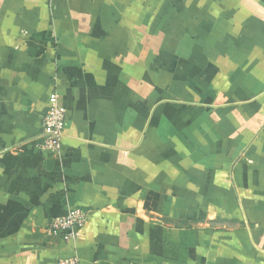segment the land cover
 <instances>
[{
    "label": "crops",
    "instance_id": "crops-1",
    "mask_svg": "<svg viewBox=\"0 0 264 264\" xmlns=\"http://www.w3.org/2000/svg\"><path fill=\"white\" fill-rule=\"evenodd\" d=\"M64 257L264 264V0H0V264Z\"/></svg>",
    "mask_w": 264,
    "mask_h": 264
},
{
    "label": "built area",
    "instance_id": "built-area-1",
    "mask_svg": "<svg viewBox=\"0 0 264 264\" xmlns=\"http://www.w3.org/2000/svg\"><path fill=\"white\" fill-rule=\"evenodd\" d=\"M65 126V110L58 103L56 97H51L42 120L39 149L46 154H57L60 149V141L63 137ZM88 217V213L81 209H69L66 214L51 219L45 228V234L49 237L61 236L63 240L75 239V229L82 226ZM56 264H78L75 257L60 258Z\"/></svg>",
    "mask_w": 264,
    "mask_h": 264
}]
</instances>
